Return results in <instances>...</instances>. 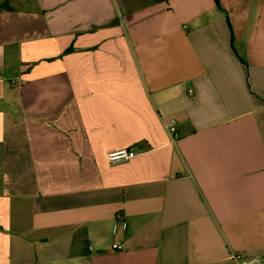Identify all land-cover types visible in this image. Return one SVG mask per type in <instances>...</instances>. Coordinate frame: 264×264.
<instances>
[{"label": "crops", "instance_id": "0c3cea01", "mask_svg": "<svg viewBox=\"0 0 264 264\" xmlns=\"http://www.w3.org/2000/svg\"><path fill=\"white\" fill-rule=\"evenodd\" d=\"M33 4L0 19V264H264V0Z\"/></svg>", "mask_w": 264, "mask_h": 264}, {"label": "rangeland", "instance_id": "374dc122", "mask_svg": "<svg viewBox=\"0 0 264 264\" xmlns=\"http://www.w3.org/2000/svg\"><path fill=\"white\" fill-rule=\"evenodd\" d=\"M37 18L39 12L34 8L33 0H0L1 21H14L13 27L26 35L35 34Z\"/></svg>", "mask_w": 264, "mask_h": 264}, {"label": "built area", "instance_id": "2783aa9c", "mask_svg": "<svg viewBox=\"0 0 264 264\" xmlns=\"http://www.w3.org/2000/svg\"><path fill=\"white\" fill-rule=\"evenodd\" d=\"M177 121L176 119H171L169 125H168V131L169 133L173 136V140L175 137V125H176ZM136 156V153L133 149H121V150H117V151H110L106 154V159L108 161L109 164H118V163H123V162H127L131 159H133ZM118 219H120L122 221L121 223V228L125 229L126 228V223L118 217ZM118 230V226L114 227V233L117 232ZM111 249L114 252H121L123 250V247L121 244H119L118 242H114L111 245ZM242 264H262L259 260H253L251 262H242Z\"/></svg>", "mask_w": 264, "mask_h": 264}, {"label": "trees", "instance_id": "16d2710c", "mask_svg": "<svg viewBox=\"0 0 264 264\" xmlns=\"http://www.w3.org/2000/svg\"><path fill=\"white\" fill-rule=\"evenodd\" d=\"M216 6L219 8L220 7V4H219V0H214ZM71 51V48L70 49H67L66 50V53H69Z\"/></svg>", "mask_w": 264, "mask_h": 264}]
</instances>
